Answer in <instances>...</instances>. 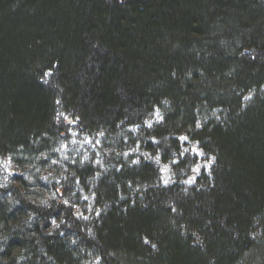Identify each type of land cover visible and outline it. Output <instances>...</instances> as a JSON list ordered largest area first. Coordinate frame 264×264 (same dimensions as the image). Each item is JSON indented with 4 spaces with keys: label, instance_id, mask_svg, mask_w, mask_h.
I'll return each instance as SVG.
<instances>
[{
    "label": "trees",
    "instance_id": "trees-1",
    "mask_svg": "<svg viewBox=\"0 0 264 264\" xmlns=\"http://www.w3.org/2000/svg\"><path fill=\"white\" fill-rule=\"evenodd\" d=\"M158 108L147 136L171 142L170 158L176 137L198 141L211 176L162 186L121 140L103 179L91 166L70 178L96 185L104 211L89 225L0 186V264H80L83 251L102 264H264V0H0V161L48 163L60 109L118 143Z\"/></svg>",
    "mask_w": 264,
    "mask_h": 264
},
{
    "label": "rangeland",
    "instance_id": "rangeland-1",
    "mask_svg": "<svg viewBox=\"0 0 264 264\" xmlns=\"http://www.w3.org/2000/svg\"><path fill=\"white\" fill-rule=\"evenodd\" d=\"M50 76L51 74L48 75ZM58 120L62 122L65 132L56 141L48 163L35 168H23L12 157H5L0 161V186L14 185L27 194L23 188L26 185L29 188L28 196L34 202L40 201L43 205L53 201L64 203L71 206L76 216L88 225L104 211V207L97 204L94 191L96 185L93 184V179H88L85 182L91 189L88 191L84 189L83 183H71L70 178L73 177L75 167L91 166L97 174L94 180L103 179L114 164L113 159L121 155L118 148L125 147L121 140L127 145L124 153L126 162H152L160 171L162 186L179 183L187 188L195 185L200 177L212 174L215 157L207 154L198 141L187 135L176 137L180 150L170 158L171 142H167L162 150L157 148L160 141L147 136V130L154 129L163 122L162 109H156L144 126L131 128L130 133L133 135L118 137V143L114 142L115 138L108 139L104 132L94 135L81 132L77 118L63 109L58 112ZM47 159L46 157V161ZM21 179L25 184L21 183ZM60 227V221L53 222L52 229ZM82 255L80 264H102L101 258L94 253L83 251Z\"/></svg>",
    "mask_w": 264,
    "mask_h": 264
}]
</instances>
